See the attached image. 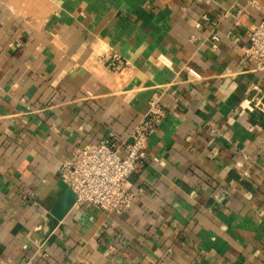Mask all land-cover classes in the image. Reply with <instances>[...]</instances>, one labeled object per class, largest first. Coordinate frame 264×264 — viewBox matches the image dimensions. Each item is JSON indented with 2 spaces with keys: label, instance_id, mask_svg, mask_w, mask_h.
Wrapping results in <instances>:
<instances>
[{
  "label": "crops",
  "instance_id": "obj_1",
  "mask_svg": "<svg viewBox=\"0 0 264 264\" xmlns=\"http://www.w3.org/2000/svg\"><path fill=\"white\" fill-rule=\"evenodd\" d=\"M263 8L0 0V264H264V69L244 53ZM153 97L129 205H76L63 162L129 140Z\"/></svg>",
  "mask_w": 264,
  "mask_h": 264
},
{
  "label": "built area",
  "instance_id": "obj_2",
  "mask_svg": "<svg viewBox=\"0 0 264 264\" xmlns=\"http://www.w3.org/2000/svg\"><path fill=\"white\" fill-rule=\"evenodd\" d=\"M263 17L251 29L245 57L255 69H264V8ZM112 70L127 66L117 52L105 51L101 55ZM257 106L264 108L258 100ZM165 116L158 97L149 100L147 113L129 134V140L107 136L102 140L76 147L72 156L59 170L60 178L75 194V204H90L98 209L120 212L129 205L134 193L128 187L131 174L146 159L145 146L153 125Z\"/></svg>",
  "mask_w": 264,
  "mask_h": 264
}]
</instances>
